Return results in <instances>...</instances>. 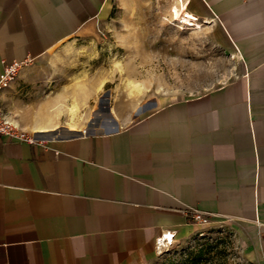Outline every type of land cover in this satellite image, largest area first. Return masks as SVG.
Wrapping results in <instances>:
<instances>
[{
  "label": "crops",
  "instance_id": "1",
  "mask_svg": "<svg viewBox=\"0 0 264 264\" xmlns=\"http://www.w3.org/2000/svg\"><path fill=\"white\" fill-rule=\"evenodd\" d=\"M119 1L0 0V72L95 39ZM175 2L236 47L237 78L177 97L111 87L87 107L22 100V67L0 92L39 141L0 139V264H142L165 229L200 223L193 211L246 222L264 259V0Z\"/></svg>",
  "mask_w": 264,
  "mask_h": 264
},
{
  "label": "rangeland",
  "instance_id": "2",
  "mask_svg": "<svg viewBox=\"0 0 264 264\" xmlns=\"http://www.w3.org/2000/svg\"><path fill=\"white\" fill-rule=\"evenodd\" d=\"M175 1H119L95 39L80 40L69 49L60 46L23 66L27 80L17 96L26 102L63 97L56 105L89 97L86 106L92 107L107 104L111 87L177 97L237 78L236 47L221 46L213 31L203 28L205 22L179 11ZM122 100L140 106L142 97ZM258 235L244 221L196 223L186 233H175L171 243L161 245V234L153 256L142 264H261Z\"/></svg>",
  "mask_w": 264,
  "mask_h": 264
},
{
  "label": "built area",
  "instance_id": "3",
  "mask_svg": "<svg viewBox=\"0 0 264 264\" xmlns=\"http://www.w3.org/2000/svg\"><path fill=\"white\" fill-rule=\"evenodd\" d=\"M181 1V0H179ZM188 5L189 0H183ZM173 3L170 4V8ZM29 62V59L12 60L6 63L0 72V92L8 87L19 70ZM0 139L4 142H28L35 144L38 139L27 131L17 126L11 119L9 112L0 103ZM187 217L200 223H211L213 221L210 213L203 211L188 212ZM174 235V231H172Z\"/></svg>",
  "mask_w": 264,
  "mask_h": 264
},
{
  "label": "bare ground",
  "instance_id": "4",
  "mask_svg": "<svg viewBox=\"0 0 264 264\" xmlns=\"http://www.w3.org/2000/svg\"><path fill=\"white\" fill-rule=\"evenodd\" d=\"M76 107H77V105L75 103L72 106H70L69 109L71 111H74L76 109ZM173 237H174V235L172 234V232L169 231L168 229L167 230L165 229V231L162 233V239H163V241H159L160 236L157 237V241H159V243L161 245H164L165 243H171L172 240H173Z\"/></svg>",
  "mask_w": 264,
  "mask_h": 264
},
{
  "label": "trees",
  "instance_id": "5",
  "mask_svg": "<svg viewBox=\"0 0 264 264\" xmlns=\"http://www.w3.org/2000/svg\"><path fill=\"white\" fill-rule=\"evenodd\" d=\"M193 263H194V261H193Z\"/></svg>",
  "mask_w": 264,
  "mask_h": 264
}]
</instances>
